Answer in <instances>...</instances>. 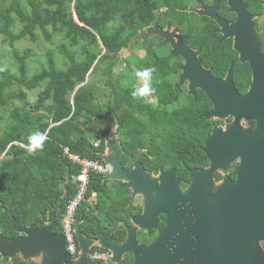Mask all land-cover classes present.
<instances>
[{"label":"trees","instance_id":"16d2710c","mask_svg":"<svg viewBox=\"0 0 264 264\" xmlns=\"http://www.w3.org/2000/svg\"><path fill=\"white\" fill-rule=\"evenodd\" d=\"M170 2L177 0H12L0 5V36L11 46L26 38L37 42L39 32L49 43L58 37V49L66 64L58 68L50 51L47 65L30 76L28 59L32 54L25 50L23 54L14 51L20 76L0 70V107L10 105L13 97L8 90L16 84L20 90L16 97L23 104L12 108L8 119L0 116V122H4L0 134L2 229L12 230L13 219L22 226L43 225L42 217L52 205L59 208L62 220L68 201L78 192L76 177L80 172L64 155V148L105 162L101 154L106 152V141L115 128L125 149L124 162H131L145 149L142 161L150 163V169L174 167L185 178L188 168L209 165L202 146L216 121L205 116L211 110L207 99L188 96L185 105L168 110L166 106L178 98V90L167 88L171 91L157 94L161 107L155 109L139 88L123 85L126 72L133 71L130 60L121 56L123 49L141 28L152 23L153 10L170 6ZM75 47H79V53L72 50ZM148 68L156 69L150 74L155 76L162 67ZM94 74L102 75L97 84L90 82ZM43 83L37 103L28 105L24 87L31 91ZM165 84L149 80V90H164ZM144 114L149 115L148 121L139 118ZM146 133L149 141H144ZM93 192L98 198L91 206L88 200ZM133 210L130 190L123 183H104L102 176L92 175L77 221H83L81 228L90 238L99 239L107 226L118 220L124 223L125 213ZM153 236L154 232L139 234L143 241ZM115 238H126L123 226Z\"/></svg>","mask_w":264,"mask_h":264},{"label":"water","instance_id":"95a60500","mask_svg":"<svg viewBox=\"0 0 264 264\" xmlns=\"http://www.w3.org/2000/svg\"><path fill=\"white\" fill-rule=\"evenodd\" d=\"M206 14L215 16L214 9ZM76 20L79 22L77 15ZM157 22L149 32H158ZM141 36H135V42ZM92 70L84 84L89 81ZM183 79L184 76L181 84ZM203 85L205 82H192L191 92L195 93V88ZM207 92L215 106L207 114L208 118H225L230 114L247 116L257 120L258 127L246 129L231 123L226 129L215 128L202 148L210 166L192 170V183L186 190L181 189L176 170L161 171L157 176L147 171L140 161L143 152L135 155L133 168H125L122 160L125 149L118 140L116 128L107 139V150L101 156L111 170L104 176V183L122 182L131 191L133 203L139 197L142 200V212L130 220L127 218L123 224L124 240L115 238L120 223L106 228L100 239H92L82 230V220H79L76 236L80 255L74 257L66 249V237L55 233L59 208L51 206L41 228L20 227L14 219V229L26 237L7 241L0 235V249L43 252L45 264H97L89 258L95 245L111 251L117 264H127L126 257H131V264H264L261 246L264 241V94L254 91L253 87L244 97L225 98L210 90ZM236 160H240L237 180L226 178L216 183L215 172L228 170ZM161 214L167 216V222L156 239L149 245L140 243L139 234L146 236L157 229ZM190 229L198 232L192 253H188V243L193 248Z\"/></svg>","mask_w":264,"mask_h":264},{"label":"flooded vegetation","instance_id":"af4514ba","mask_svg":"<svg viewBox=\"0 0 264 264\" xmlns=\"http://www.w3.org/2000/svg\"><path fill=\"white\" fill-rule=\"evenodd\" d=\"M169 4L170 6L164 5L159 9H154L155 19L152 23L141 28L134 35L129 46L123 49H130L127 51L129 56L124 59L130 60L131 68L137 75H134L133 78L135 87L141 90L143 96L149 97V101L157 98L160 104L157 94L163 95L171 91L167 88H175L178 90V98L169 105L175 102L178 103L180 99L187 100L188 96L205 98L211 104V110L205 113L208 118L207 114L213 111L215 107L208 95V90L225 98L233 95L244 97L250 93L252 87L259 94H264V0H177V3L170 2ZM210 9H214L215 16L206 14ZM156 22L158 32H149L150 29L156 27ZM138 34L142 36L135 42V36ZM255 60H258L257 66ZM150 65H161L162 68L158 73H155V76L146 77L142 73ZM121 69L123 70V68ZM127 76L129 75L127 74ZM183 76L184 79L181 84ZM209 78L210 82L207 81ZM127 79L130 80L128 77ZM149 80L165 81V89L144 91L146 86L149 89ZM199 81L205 82V85L197 86L195 93H192L190 89L192 82ZM150 103L153 105L151 101ZM209 119L216 121L212 132L217 127L226 129L231 123L246 129L256 130L258 127V121L247 116L230 114L225 118L213 117ZM243 120H245L244 125L240 123ZM141 152L144 156L147 150L144 149ZM142 158L140 161L145 169L155 176L161 171L176 170L177 176L181 180L180 187L182 190H186L191 185L190 172L192 170H204L210 166L208 159L209 165L202 166L200 164L188 168V175L185 178L174 167H160L158 171H154L149 168L150 163L146 164L142 161ZM123 163L125 168L131 169L134 166V158L131 162L123 161ZM239 163L240 160H236L228 170L220 169L215 172V182L220 183L226 178L236 181L238 178L236 169ZM151 165L154 167V163H151ZM137 201L141 205V197L136 199L135 205ZM141 212L142 210L133 211L131 214H127L126 217L130 220ZM58 213L59 209L56 212L57 225L55 233L64 235L62 220ZM43 217L46 219L47 215ZM13 220L12 230L5 231L0 227V235L7 241L26 237L25 234L14 229ZM166 222L167 216L159 215L158 228L152 231L154 232L153 239L143 241L139 238V242L147 245L152 243L158 236L160 229L166 225ZM123 224L121 225L123 226ZM18 225L27 227L20 225L19 221ZM44 225L43 221V225L34 226L41 228ZM196 235H198V232L193 233L190 229L189 236L193 242V248L191 249L188 243V253L194 252L197 245ZM261 246L264 249V241H262ZM128 259L129 263L126 262ZM46 262L47 259L43 252L3 251L0 249V264H45ZM125 262L131 264L133 260L131 257H126Z\"/></svg>","mask_w":264,"mask_h":264},{"label":"rangeland","instance_id":"374dc122","mask_svg":"<svg viewBox=\"0 0 264 264\" xmlns=\"http://www.w3.org/2000/svg\"><path fill=\"white\" fill-rule=\"evenodd\" d=\"M11 1L12 0H0V5L5 6V5L9 4ZM16 31H19V30H16ZM59 44H60V39L58 37H55L53 42L49 43L45 40V38L41 34V32H39V40L37 42H32L30 39L26 38V39H23V40L16 42L14 44V46H11L9 44V42L5 39L4 36H0V59L2 61L0 70L1 69L2 70H9L11 73L16 74L17 76H20L19 64H18V61L15 59L14 51H18L19 53L23 54L25 50L31 51V54H32V56L28 59V71H29L30 76H33L37 72L41 71L42 67L47 65V59H48L47 56H48V53L50 51H52L55 55L58 68H65L66 67L65 60L63 59V57L60 54V51L58 49ZM72 50L77 52V53L80 52L79 47L72 48ZM128 50H130V49L122 51L121 56L123 58H127L129 56V54L127 53ZM120 67L125 69V65L124 66L121 65ZM118 68H119V66H118ZM118 72H120L119 69H118ZM127 74L129 76H127ZM125 76L130 78V80L128 81V79H124L123 85H125V86L129 85V86L135 88L136 85L134 84V80H133L134 72L133 71L126 72ZM101 78H102V75H100V74L95 75L94 74V75H92L90 82L97 84V83H99ZM103 79H105V78L103 77ZM45 84L46 83H43L42 85H40L39 88L31 90V91H29L27 87H24V90L27 92L26 103L28 105L33 106L37 103L38 96H39L42 88L45 87ZM19 92H20V90H19L18 84L13 85L8 90V93L12 95L13 99H11L9 106H1L0 107V116L4 117L5 119H8V117L10 115V111L12 108H14L15 106H22L23 105L22 102L16 97V95ZM150 101L153 103L155 109H159V107H161L157 98H155L154 100H150ZM186 102H187V100L180 99V101H178V103L175 102L172 105L166 106V108L168 110H174L175 108H178V107L185 105ZM138 116L141 120L143 119V120L148 121V119H149L148 114L138 115ZM244 121L245 120L240 121V123L243 124ZM3 126H4V122L1 121L0 122V134L3 131ZM146 140H148V141L150 140L148 133H146L144 136V141H146Z\"/></svg>","mask_w":264,"mask_h":264},{"label":"built area","instance_id":"2783aa9c","mask_svg":"<svg viewBox=\"0 0 264 264\" xmlns=\"http://www.w3.org/2000/svg\"><path fill=\"white\" fill-rule=\"evenodd\" d=\"M95 146L98 147V143H96ZM64 155L74 165L80 168V172L76 177L78 192L68 201L66 211L62 217V226L64 236L66 237V249L74 257H77L80 253L79 242L76 236L77 213L81 205L87 199L92 175H100L104 177L110 172L111 166L106 162L93 160L75 154L69 147L64 148ZM89 258L93 263L97 264H117L114 262L113 253L103 248H92Z\"/></svg>","mask_w":264,"mask_h":264},{"label":"crops","instance_id":"0c3cea01","mask_svg":"<svg viewBox=\"0 0 264 264\" xmlns=\"http://www.w3.org/2000/svg\"><path fill=\"white\" fill-rule=\"evenodd\" d=\"M96 144V143H95ZM98 146H99V143H98ZM104 178V177H103ZM77 182V181H76ZM112 182H114V181H111V182H107V183H112ZM117 182V181H116ZM122 183V182H121ZM129 190V189H128ZM98 196V194L96 193V192H93V194H92V197L88 200V202H89V204L92 206V205H94V203L96 202V200H97V197ZM130 198H131V191H130ZM131 203L132 204H134L133 202H132V200H131ZM134 207H135V210H133L134 212L135 211H141L142 209H141V205H140V202L139 201H137V203H136V205L134 204ZM121 209H123V208H121ZM90 210V209H89ZM123 210H125V209H123ZM123 214H124V212H122ZM98 214H101V212H98ZM127 214L128 213H125V215L124 216H127ZM127 218V217H126ZM77 223H78V221H77ZM83 223V221L81 222V224ZM118 223H120V224H122L123 222H121L120 220H118L115 224H113V225H109V226H107L106 228H108V227H113V226H115V225H117ZM121 227H122V225H121ZM120 227V228H121ZM105 228V229H106ZM119 228V229H120ZM105 232V231H104ZM117 232V231H116ZM116 234V233H115ZM104 235V234H103ZM88 236V235H87ZM89 237V236H88ZM100 239V238H99ZM79 244V243H78ZM93 248H102V247H100L99 245H95ZM106 250V249H105ZM79 252H80V248H79ZM79 255H80V253H79Z\"/></svg>","mask_w":264,"mask_h":264},{"label":"clouds","instance_id":"9594fccd","mask_svg":"<svg viewBox=\"0 0 264 264\" xmlns=\"http://www.w3.org/2000/svg\"><path fill=\"white\" fill-rule=\"evenodd\" d=\"M154 71H156V69L155 68H147V69H144V71H143V75L144 76H146V77H150V74L152 73V72H154ZM149 89L147 88V86L145 87V89H144V91H148ZM133 95L135 96V95H137V93H133Z\"/></svg>","mask_w":264,"mask_h":264}]
</instances>
